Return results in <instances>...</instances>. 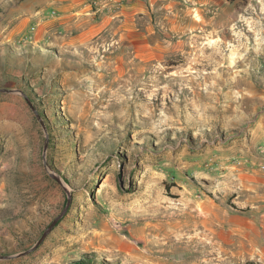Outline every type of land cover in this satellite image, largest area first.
I'll use <instances>...</instances> for the list:
<instances>
[{
    "label": "rangeland",
    "instance_id": "obj_1",
    "mask_svg": "<svg viewBox=\"0 0 264 264\" xmlns=\"http://www.w3.org/2000/svg\"><path fill=\"white\" fill-rule=\"evenodd\" d=\"M0 89V264H264V0H0Z\"/></svg>",
    "mask_w": 264,
    "mask_h": 264
},
{
    "label": "crops",
    "instance_id": "obj_2",
    "mask_svg": "<svg viewBox=\"0 0 264 264\" xmlns=\"http://www.w3.org/2000/svg\"><path fill=\"white\" fill-rule=\"evenodd\" d=\"M68 8V7H66ZM253 164V168H252V175L253 177H255L256 179H261V185H262V200H264V162H258V161H252ZM261 165V166H258ZM252 188H254V185H252ZM254 205H256V203H253Z\"/></svg>",
    "mask_w": 264,
    "mask_h": 264
},
{
    "label": "bare ground",
    "instance_id": "obj_3",
    "mask_svg": "<svg viewBox=\"0 0 264 264\" xmlns=\"http://www.w3.org/2000/svg\"><path fill=\"white\" fill-rule=\"evenodd\" d=\"M150 45V44H149ZM148 45V46H149ZM153 48H154V46H152ZM132 48V47H131ZM150 48V47H149ZM134 49V48H133ZM133 51H135V50H133ZM140 53V52H139ZM138 53V54H139ZM132 54V53H131ZM137 55H136V53H135V55L133 56L134 58L136 57ZM139 56V55H138ZM134 58H132L131 60H130V62H133V60H134ZM142 61H144V60H142ZM129 62V63H130ZM149 62V61H148ZM133 65H135V64H133ZM211 233H212V235H210L211 237H207V238H205L204 239V241H201V242H203V243H206V241L208 240V246L211 248V250L209 251L211 254H215V249H216V245H217V233H216V229L215 228H213L212 230H211ZM207 239V240H206ZM198 242V241H197ZM199 243V242H198ZM202 252H205L204 250H202ZM201 253V252H200ZM208 253V252H207ZM200 255V254H199Z\"/></svg>",
    "mask_w": 264,
    "mask_h": 264
},
{
    "label": "water",
    "instance_id": "obj_4",
    "mask_svg": "<svg viewBox=\"0 0 264 264\" xmlns=\"http://www.w3.org/2000/svg\"><path fill=\"white\" fill-rule=\"evenodd\" d=\"M1 90V89H0Z\"/></svg>",
    "mask_w": 264,
    "mask_h": 264
}]
</instances>
